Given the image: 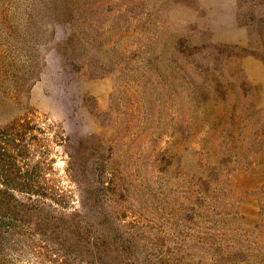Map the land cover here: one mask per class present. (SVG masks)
Returning a JSON list of instances; mask_svg holds the SVG:
<instances>
[{
	"label": "rangeland",
	"instance_id": "374dc122",
	"mask_svg": "<svg viewBox=\"0 0 264 264\" xmlns=\"http://www.w3.org/2000/svg\"><path fill=\"white\" fill-rule=\"evenodd\" d=\"M116 1L124 13L92 10L101 0H88L85 17H74L76 28L51 26L47 47L26 48L37 58L31 71L21 52L0 38V75L21 70L27 85L35 81L20 99L10 81L1 86L0 136L8 135L0 146L20 145L19 151L12 147L22 160L42 163L51 179L34 173V183L66 197L74 186L61 139L92 136L104 145L106 161H90V175L105 173V203L129 233L161 241L148 249L152 257L217 264V247L224 243L225 257L237 258L229 264H264V244L254 251L248 245L252 227H264V0H196L197 8L174 6L173 0ZM141 13L143 19H130ZM154 15L165 23L147 29L144 22ZM73 29L78 37L67 61L56 47ZM81 38L90 42L85 54ZM160 52H173L171 65L155 59ZM96 64L111 72L93 76ZM18 117L29 126L5 129ZM202 179L211 181L209 187ZM206 189L212 197L207 203L192 198L204 197ZM69 207H79L77 197ZM177 241L186 249L173 254L168 247L177 250Z\"/></svg>",
	"mask_w": 264,
	"mask_h": 264
},
{
	"label": "trees",
	"instance_id": "16d2710c",
	"mask_svg": "<svg viewBox=\"0 0 264 264\" xmlns=\"http://www.w3.org/2000/svg\"><path fill=\"white\" fill-rule=\"evenodd\" d=\"M87 1L0 0V38L4 39L1 42L6 43L7 47L13 49L12 52H21L23 59H25L24 64L31 67H27L28 70H34L32 68H36L35 61L37 58H34L33 53H28L29 51L25 53L26 48L30 47L37 50L40 44L47 47L50 43L45 37L51 26L55 28L59 25H70L76 28L74 17L78 16V20L85 17V14L83 16L81 13L83 8H86ZM75 2L80 5L77 7L78 9L74 7ZM116 2V0H101V3L92 7V10L98 12L102 10L110 14L124 13L122 5L119 9H117V5H114ZM172 4L174 6L197 8L196 0H173ZM75 12L77 15L74 14ZM142 14L134 15L130 19H143ZM165 15L161 14L163 17ZM86 20H88V17L85 22ZM159 21V17L154 15L152 20L145 21L144 25H147V29L150 26L162 27L165 22L159 23ZM81 25L82 21L79 24L82 30ZM100 25L104 24L101 23ZM12 28L15 30L12 31ZM83 31L87 32V25H85ZM12 32L14 35H12ZM11 36H14V38L10 40ZM77 37L76 31L73 29L72 35L65 42L57 44L56 52L64 60H73L69 52L70 47L77 42ZM80 42L82 53H87V46L90 42L86 38H81ZM142 47L137 50L139 54L144 50V47ZM191 51V55H195V53L200 55L211 50L208 48ZM175 52L183 54L179 50ZM154 56L157 61L164 59V61L168 60L170 65L172 64L171 56H173V52L166 54L160 52ZM142 59L144 61V57L141 56ZM87 63L88 61H86ZM96 66V69L94 68L92 71L93 76H103L111 72L104 71L103 67H98L99 64H96ZM114 66L116 67V64ZM2 74L0 75V88L10 81L18 99L25 93L27 96L30 95L31 86L35 81L32 84L29 82V85H27L25 73L16 70L11 76ZM6 101L9 102V99ZM10 106L5 105L6 109ZM29 124L30 121L25 122L21 118L19 120L18 117L9 120L5 124V129L13 131V128L17 126L25 128ZM6 135L8 134L6 133L0 138H7ZM3 138L0 141H4ZM92 139V136L82 138L76 142L70 141L68 137L61 139L60 145L63 147V155L66 157V177L71 183L70 185L74 186L73 192L70 191V196L67 195L66 197L54 191L53 188L47 187L46 183L41 184L39 181L36 184L34 183V173L47 180V182L51 179L44 170L42 171V163L33 165L26 159L22 160V155L17 153L16 149H13L16 146L17 151H19L18 147L20 145H15L11 141V146L8 144H5L4 147L0 146V264H22L25 263V259H29L33 264L170 263L165 257H152L148 253L149 248L161 246V241L158 240L154 244L153 241H147L144 236L139 235L138 231L129 233L131 231L129 227L121 223L114 215L113 210L106 205L107 194L105 190L108 188L105 186V180L107 179L105 173L101 172L95 178V176L91 177L89 172V162L99 160L98 164L100 162L104 163L106 161V151H104L105 148L101 141H92ZM13 150L16 155L12 154ZM164 155L162 154V156ZM165 157L162 161H166L167 158ZM162 168L159 166L158 169L157 166L160 173L165 170ZM210 180L213 179L210 178ZM113 182L112 179L110 183L113 185ZM202 182L209 187L208 184L211 181L202 179ZM205 192L204 197L196 195L192 198L198 199L203 204L207 203L212 197L209 195V189H206ZM74 197H77L79 207L69 209ZM209 207L208 209L212 210ZM201 209H204V207H201ZM258 219L260 221V215ZM224 226H228V224ZM230 227L235 230L232 225ZM231 228L228 226V230H233ZM263 228L262 223L259 222L252 227V243L248 244L251 251L260 250L261 245L264 244L262 239L264 235ZM176 247L177 250L168 247L169 252L178 254L186 249V245L182 241H177ZM201 250L204 252V248H201ZM234 250L238 252L239 248L234 247ZM216 252L220 254L217 264H229L237 260V258L225 257L223 254L225 252L224 243L218 245ZM262 252L264 253V245ZM207 253L211 254V252ZM229 255H232V253H229ZM262 258L264 260V257Z\"/></svg>",
	"mask_w": 264,
	"mask_h": 264
}]
</instances>
